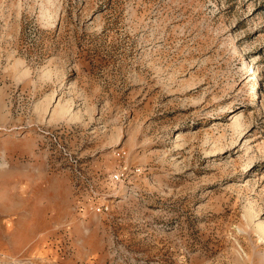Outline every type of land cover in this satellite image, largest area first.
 <instances>
[{"label":"rangeland","instance_id":"rangeland-1","mask_svg":"<svg viewBox=\"0 0 264 264\" xmlns=\"http://www.w3.org/2000/svg\"><path fill=\"white\" fill-rule=\"evenodd\" d=\"M0 264H264V0H0Z\"/></svg>","mask_w":264,"mask_h":264},{"label":"built area","instance_id":"built-area-1","mask_svg":"<svg viewBox=\"0 0 264 264\" xmlns=\"http://www.w3.org/2000/svg\"><path fill=\"white\" fill-rule=\"evenodd\" d=\"M94 209L96 210V211H98V212H100V211H104V210H106L107 209V206L106 205H97L96 207H94Z\"/></svg>","mask_w":264,"mask_h":264},{"label":"bare ground","instance_id":"bare-ground-1","mask_svg":"<svg viewBox=\"0 0 264 264\" xmlns=\"http://www.w3.org/2000/svg\"><path fill=\"white\" fill-rule=\"evenodd\" d=\"M250 65V64H249ZM249 69V68H248ZM249 70H251V69H249Z\"/></svg>","mask_w":264,"mask_h":264}]
</instances>
